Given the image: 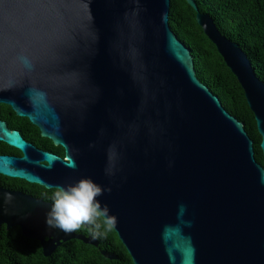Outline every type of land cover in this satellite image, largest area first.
<instances>
[{
  "label": "water",
  "instance_id": "95a60500",
  "mask_svg": "<svg viewBox=\"0 0 264 264\" xmlns=\"http://www.w3.org/2000/svg\"><path fill=\"white\" fill-rule=\"evenodd\" d=\"M187 1L245 91L264 160V80L214 18ZM170 6L0 0V100L65 150L38 148L1 122L0 139L22 156L0 155V173L48 189L82 177L110 186L97 199L134 264H264V165L245 122L198 77ZM50 208L0 186V226H19L45 256L74 238L100 244L50 228Z\"/></svg>",
  "mask_w": 264,
  "mask_h": 264
},
{
  "label": "trees",
  "instance_id": "16d2710c",
  "mask_svg": "<svg viewBox=\"0 0 264 264\" xmlns=\"http://www.w3.org/2000/svg\"><path fill=\"white\" fill-rule=\"evenodd\" d=\"M196 2L201 12L209 13L220 30L246 51L264 80V0ZM169 18L175 33L192 52L198 77L219 96L230 113L245 122L246 130L254 140L256 158L264 165L261 135L245 91L216 45L198 24L196 10L187 0H171ZM19 122V129L36 145L57 149L27 117L20 116ZM59 149L64 151L63 147ZM0 184L51 201V189L36 183L0 176ZM93 231L91 226L85 225L78 233L92 235ZM96 238L100 242L98 246L74 238L64 242L50 256H45L37 239L24 236L19 226L7 228L4 224L0 226V264H134L114 228L106 236ZM102 249L117 255V259L106 257Z\"/></svg>",
  "mask_w": 264,
  "mask_h": 264
},
{
  "label": "clouds",
  "instance_id": "9594fccd",
  "mask_svg": "<svg viewBox=\"0 0 264 264\" xmlns=\"http://www.w3.org/2000/svg\"><path fill=\"white\" fill-rule=\"evenodd\" d=\"M105 191L111 192V187L102 188L89 177H82L66 186H55L51 189V208L46 217L47 225L65 234L78 232L88 225L94 230L93 238L106 236L117 221L114 215L110 214L107 204L102 205L97 199ZM5 198L7 201L14 199L11 193H7Z\"/></svg>",
  "mask_w": 264,
  "mask_h": 264
},
{
  "label": "flooded vegetation",
  "instance_id": "af4514ba",
  "mask_svg": "<svg viewBox=\"0 0 264 264\" xmlns=\"http://www.w3.org/2000/svg\"><path fill=\"white\" fill-rule=\"evenodd\" d=\"M0 98H1V96H0ZM19 117L20 116L18 115L17 111L9 103H6V102L0 100V123L3 122L5 124L4 125L5 128H7L9 130H19L22 133V131L19 129V125H20ZM22 135L24 136V138L27 141L35 144L34 140H32L30 137H26L23 133H22ZM36 146L38 148L56 153V154L60 155L61 157L65 156V150L62 151L59 149L60 147L62 148L61 145H55L54 144V146L57 149L46 148V147L38 146V145H36ZM0 155H10V156L20 157V156H22V152L17 147L11 146L7 142H5L4 140L0 139ZM0 176L9 177V176L3 175L1 173H0ZM0 186H4V187L9 188V189H14V188H11V187L3 185V184H0ZM16 190H20V189H16Z\"/></svg>",
  "mask_w": 264,
  "mask_h": 264
},
{
  "label": "snow or ice",
  "instance_id": "6c2138e0",
  "mask_svg": "<svg viewBox=\"0 0 264 264\" xmlns=\"http://www.w3.org/2000/svg\"><path fill=\"white\" fill-rule=\"evenodd\" d=\"M65 159H67V157H65Z\"/></svg>",
  "mask_w": 264,
  "mask_h": 264
}]
</instances>
